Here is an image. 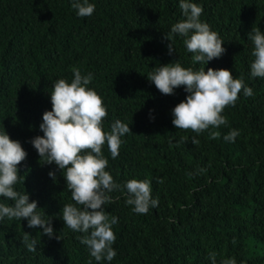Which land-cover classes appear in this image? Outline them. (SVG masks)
Returning a JSON list of instances; mask_svg holds the SVG:
<instances>
[{
  "label": "trees",
  "instance_id": "obj_1",
  "mask_svg": "<svg viewBox=\"0 0 264 264\" xmlns=\"http://www.w3.org/2000/svg\"><path fill=\"white\" fill-rule=\"evenodd\" d=\"M89 2L94 13L79 17L71 0H0V132L27 153L18 166L24 185L16 190L25 188L37 211L52 217L59 238L40 236L42 229L28 228L24 219L4 218L0 264H212L210 252L216 264L228 258L264 264V78L250 76L254 45L247 34L252 27L264 32V0H191L224 41V53L206 63L205 71L226 68L253 91L241 92L235 106L224 109L227 126L199 134L172 124V109L187 95L184 88L164 95L146 77L159 64L203 66L193 63L179 35H171L175 52L168 53L165 34L184 19L180 0ZM74 68L93 74L87 87L108 112L104 130L117 119L131 129L121 137L115 159L104 146L106 171L121 185L132 178L151 181L158 200L147 214H137L125 203V192L107 193L112 202L105 211L118 220L110 262L95 261L80 243L85 234L64 226L61 207L75 202L60 170L39 163L30 143L43 135L39 125L43 112L51 110L53 83L71 82ZM232 129L239 136L224 140ZM211 132L220 135L212 139ZM53 170L55 181L48 175ZM0 203L13 202L0 197ZM25 232L37 240L35 252L23 243Z\"/></svg>",
  "mask_w": 264,
  "mask_h": 264
},
{
  "label": "clouds",
  "instance_id": "obj_2",
  "mask_svg": "<svg viewBox=\"0 0 264 264\" xmlns=\"http://www.w3.org/2000/svg\"><path fill=\"white\" fill-rule=\"evenodd\" d=\"M71 7L79 17L91 16L95 11V5L89 0H71ZM179 7L184 19L171 26L169 35L165 34V39L169 41L168 53L171 55L175 52L171 35H179L184 38L187 51L193 53V63L203 66L194 70L192 67H182L179 62L159 64L146 77L164 95H172L175 88H184L187 95L172 109V124L176 129L199 134L209 128L227 126L228 121L222 115L224 109L235 106L241 92L245 96H252L253 91L242 78L234 79L226 68L209 67L205 71L206 63L224 53V41L200 19L203 12L201 6L191 0H180ZM247 34L254 45L250 76L264 78V32L259 27H252ZM72 71L71 82L58 79L53 83L51 110L43 112L39 125L43 135L35 136L30 143L38 154L39 163L54 164L60 170L75 202L61 207L60 218L64 226L85 234L79 237L80 243L87 246L90 257L95 261L110 262L116 256L112 247L116 240L112 225L118 220L115 216L110 218L105 211V205L112 202L107 193L116 189L125 192V203L132 206L137 214H147L150 207L158 206V200L152 198L151 181L132 178L121 185L106 171L108 159L102 151L104 146L107 145L111 157L115 159L119 155L121 137L131 129L129 124L117 119L110 125V131H105L103 122L108 112L102 98L87 87L93 74L82 75L76 68ZM239 134L238 130L232 129L223 138L234 142ZM219 135V132H211L210 138L216 139ZM192 143L199 141L192 138ZM26 157L27 153L19 141L11 139L5 130L0 132V197L13 202L0 203V220L24 219L28 228L42 229L40 236L53 238L52 217L44 211H37V202L30 201L25 188L24 191L15 188L18 183L24 185V177L21 181L18 166ZM48 175L53 181L56 180L54 170L49 171ZM31 237L30 233L25 232L22 240L28 251L35 252L37 240ZM55 238L59 239L57 235ZM209 259L216 264V253L210 252ZM88 264H92V261L89 260ZM220 264H236V261L228 258Z\"/></svg>",
  "mask_w": 264,
  "mask_h": 264
}]
</instances>
